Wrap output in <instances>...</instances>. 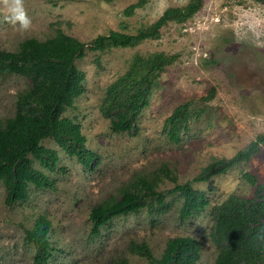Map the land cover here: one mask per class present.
Returning a JSON list of instances; mask_svg holds the SVG:
<instances>
[{"label":"rangeland","instance_id":"obj_1","mask_svg":"<svg viewBox=\"0 0 264 264\" xmlns=\"http://www.w3.org/2000/svg\"><path fill=\"white\" fill-rule=\"evenodd\" d=\"M138 1L24 0L31 19L27 31L5 19L9 14L0 3V50L14 51L25 38L43 40L58 30L85 48L110 31L134 35L166 9L185 6L189 0H145L127 15L125 10ZM149 53H163L170 63L154 74L149 103L137 118V133L113 132L101 114L106 88L129 69L136 54ZM75 64L84 74V92L63 115L79 124L94 162L85 167L46 138L41 145L55 152V162L48 167L30 158L48 186L29 184L25 200L7 204L0 183V264H36L26 232L39 218L49 223L51 248L42 264H111L121 259L150 264L133 254L130 245L145 242L158 257L169 238L185 235L199 242V263L213 264L214 207L232 194L253 196L245 173L264 185V2L203 0L184 22H166L159 38L104 52L85 48ZM29 84L22 75L0 74V123L14 115L18 95ZM185 102L187 127L175 142L168 136L166 118ZM260 137L259 152L250 162L205 181L191 180L211 161L230 160ZM140 177L156 181V194L147 197L138 212L112 219L92 236L91 209L119 196ZM185 181L203 191L209 204L182 219V197L173 188Z\"/></svg>","mask_w":264,"mask_h":264},{"label":"trees","instance_id":"obj_2","mask_svg":"<svg viewBox=\"0 0 264 264\" xmlns=\"http://www.w3.org/2000/svg\"><path fill=\"white\" fill-rule=\"evenodd\" d=\"M139 0L125 13L131 15L142 5ZM262 3L264 0H252ZM203 0H189L185 6L170 7L155 21L140 28L134 35L110 31L93 38L87 50L104 52L107 49L132 48L145 39H156L168 21L184 22L196 13ZM84 44L58 30L54 35L38 40L28 37L20 41L14 51L0 50V74H19L30 84L18 95L16 111L0 123V183L6 191L5 201L13 204L27 198V186L49 185L45 176L33 169L30 156L50 167L56 159L55 152L41 145V140L53 139L66 153L89 167L95 155L86 148V138L79 124L64 116L66 108L84 92V74L75 60L84 54ZM170 63L163 53L136 54L129 69L112 82L105 91L101 107L102 116L109 121L113 132L134 135L138 131L137 118L149 103V93L154 74ZM189 103L177 105L166 118L168 136L178 141L179 133L187 127ZM261 137L250 142L230 160L211 161L192 181H205L211 176L226 172L241 163H248L259 152ZM165 176H169L165 173ZM244 179L254 188L253 196L230 195L214 207V224L211 239L217 249L213 264H264V185L251 174ZM174 180L173 177H167ZM155 180L140 177L121 189L119 196L109 197L94 206L89 214L91 235L112 219L138 212L147 197L156 194ZM174 191L182 197L180 217L185 219L201 212L209 204L206 194L192 187L190 181L175 184ZM49 223L39 218L27 230V240L35 248L34 262L42 264L51 255L47 234ZM130 251L145 257L150 264H203L199 263L200 244L192 236H175L167 240L160 256L155 257L147 243L131 244ZM111 264H129L125 259Z\"/></svg>","mask_w":264,"mask_h":264},{"label":"clouds","instance_id":"obj_3","mask_svg":"<svg viewBox=\"0 0 264 264\" xmlns=\"http://www.w3.org/2000/svg\"><path fill=\"white\" fill-rule=\"evenodd\" d=\"M4 9L9 14L5 17L12 24L19 23L22 30L27 31L31 27V19L25 10L24 0H0Z\"/></svg>","mask_w":264,"mask_h":264}]
</instances>
